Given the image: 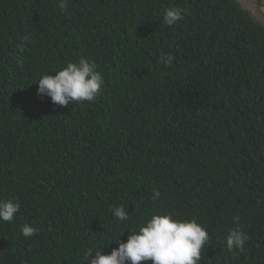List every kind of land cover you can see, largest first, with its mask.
I'll use <instances>...</instances> for the list:
<instances>
[{
  "label": "trees",
  "instance_id": "trees-1",
  "mask_svg": "<svg viewBox=\"0 0 264 264\" xmlns=\"http://www.w3.org/2000/svg\"><path fill=\"white\" fill-rule=\"evenodd\" d=\"M67 4L0 0V199L20 203L0 221V264H87L157 213L208 231L200 264H264V26L234 0ZM172 6L185 15L169 27ZM80 58L105 80L94 101L36 96ZM237 216L243 251L225 243Z\"/></svg>",
  "mask_w": 264,
  "mask_h": 264
},
{
  "label": "clouds",
  "instance_id": "clouds-1",
  "mask_svg": "<svg viewBox=\"0 0 264 264\" xmlns=\"http://www.w3.org/2000/svg\"><path fill=\"white\" fill-rule=\"evenodd\" d=\"M256 1L261 7V1ZM68 7L67 0H59V8ZM262 9V7H261ZM185 10L180 7L162 9V20L166 26H174L184 19ZM172 55H161L159 61L171 65ZM105 84L104 77L97 70V64L91 59L80 58L77 62H68L54 74H44L37 81L36 96L49 98L54 106L66 107L75 102H92L100 94ZM161 193L154 190L151 200L156 201ZM20 211V203L13 199H0V221L13 222ZM115 220L125 222L130 219L127 207L121 205L111 209ZM239 217L233 218V224L225 236L229 250L243 251L248 237L239 230ZM21 234L27 239L37 229L30 224H23ZM129 233L126 240L120 237ZM112 243L117 245L108 254H101V249H89L85 258L87 264H200L202 250L210 243V234L195 218H174L171 214H152L138 227L120 233ZM111 243V244H112ZM109 245L107 246V248Z\"/></svg>",
  "mask_w": 264,
  "mask_h": 264
},
{
  "label": "water",
  "instance_id": "water-1",
  "mask_svg": "<svg viewBox=\"0 0 264 264\" xmlns=\"http://www.w3.org/2000/svg\"><path fill=\"white\" fill-rule=\"evenodd\" d=\"M246 12H248L252 20L264 26V12L261 7L252 0H234Z\"/></svg>",
  "mask_w": 264,
  "mask_h": 264
},
{
  "label": "bare ground",
  "instance_id": "bare-ground-1",
  "mask_svg": "<svg viewBox=\"0 0 264 264\" xmlns=\"http://www.w3.org/2000/svg\"><path fill=\"white\" fill-rule=\"evenodd\" d=\"M253 1V0H252ZM255 1V0H254ZM254 1H253V3H254ZM255 3H256V1H255ZM261 7H262V11L264 12V3H262L261 4Z\"/></svg>",
  "mask_w": 264,
  "mask_h": 264
},
{
  "label": "built area",
  "instance_id": "built-area-1",
  "mask_svg": "<svg viewBox=\"0 0 264 264\" xmlns=\"http://www.w3.org/2000/svg\"><path fill=\"white\" fill-rule=\"evenodd\" d=\"M257 1H261V0H257ZM264 3V1H261V4Z\"/></svg>",
  "mask_w": 264,
  "mask_h": 264
}]
</instances>
